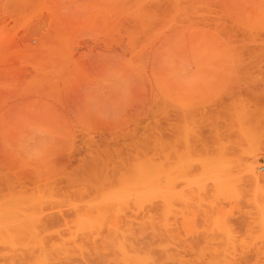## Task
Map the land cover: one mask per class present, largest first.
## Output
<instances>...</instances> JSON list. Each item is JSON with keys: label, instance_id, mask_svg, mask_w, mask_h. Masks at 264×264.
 <instances>
[{"label": "rangeland", "instance_id": "obj_1", "mask_svg": "<svg viewBox=\"0 0 264 264\" xmlns=\"http://www.w3.org/2000/svg\"><path fill=\"white\" fill-rule=\"evenodd\" d=\"M261 166L264 0H0V264H264Z\"/></svg>", "mask_w": 264, "mask_h": 264}, {"label": "bare ground", "instance_id": "obj_2", "mask_svg": "<svg viewBox=\"0 0 264 264\" xmlns=\"http://www.w3.org/2000/svg\"><path fill=\"white\" fill-rule=\"evenodd\" d=\"M235 22H236V21H235ZM242 26H243V25H242ZM184 30H186V29H184ZM187 30H188V29H187ZM178 32H179V31H178ZM200 32H201V31H200ZM257 33H258V32H257ZM153 62H154V61H153ZM153 71H154V69H153ZM71 72H72V71H71ZM71 77H72V76H71ZM152 77H153V76H152ZM151 79H152V78H151ZM153 80H154V78H153ZM155 81H156V80H155ZM153 82H154V81H153ZM155 83H156V82H155ZM66 84H67V83H66ZM69 84H70V83H69ZM68 88H69V87H68ZM164 96H165V95H164ZM66 97L69 98L68 95H67ZM164 100H165V99H164ZM169 102H170V101H169ZM208 102H209V101H208ZM203 103H204V102H203ZM205 104H207V103H205ZM200 105H201V104H200ZM166 106H167V105H166ZM186 107H187V106H186ZM187 108H188V111L190 112L189 109L196 108V106H195V107H191V106H190V107H187ZM168 109H169V108H168ZM183 109H184V107H183ZM178 110H179V109H178ZM184 111H185V110H184ZM194 111H195V110H194ZM181 112H183V111L181 110ZM184 113H185V112H184ZM184 113H183V114H184ZM187 113H188V112H187ZM191 113H192V111H191ZM77 116H78V115H77ZM262 171L264 172V167H262V166H261V167H257V168L253 167V168L250 169V174H251L252 176L255 177V178H254V181H255L256 183H258V184H260L259 182L263 179V175H264V174H263V175L261 174ZM259 172H261V173L259 174ZM261 178H262V179H261ZM260 179H261V180H260ZM263 180H264V179H263ZM228 182H229V183L231 182L232 184H233V183L236 184L235 182H232V181H228ZM251 182H253V180H252ZM255 182H254V183H255ZM261 183H263V182H261ZM212 184H213V182H212ZM252 184H253V183H252ZM218 185H220V184L218 183ZM218 185L216 184V186H214V184H213V185H211V186H214V188H216ZM253 185H254V184H253ZM255 185H256V184H255ZM255 185H254V186H255ZM142 186H143V184H142ZM142 186H141V188H143ZM235 186H237V184H236ZM200 187L203 189V186H200ZM200 187H199V188H200ZM219 187H221V185H220ZM223 187H225V185H224ZM201 188H200V189H201ZM212 188H213V187H212ZM217 189H218V188H217ZM219 189H220V188H219ZM241 189H242V188H241ZM222 190H223V189H222ZM224 190H225V189H224ZM260 190H261V185H260ZM202 191L204 192V190H202ZM216 191H217V190H216ZM218 191H219V190H218ZM236 191H237V190H236ZM238 191H239V190H238ZM222 192H223V193H222V196H221V197H223V195L225 194L224 191H222ZM236 193H238V192H236ZM215 194H216V196H217V192H216ZM219 194H220V193H219ZM227 194L230 195L231 193H228V192H227V193L225 194L226 198H227ZM238 194L242 195L241 192L238 193ZM240 195H239V196L237 195V197H238V198H241ZM219 196H220V195H219ZM225 196H224V197H225ZM233 196H234V195H232V197H233ZM228 197H229V196H228ZM237 197H236V198H237ZM128 198H129V197H128ZM128 198H121V200H120L121 202H120L119 204L124 203L125 201H126V202H127V201H130V199H131V201H132V200H133L134 202H135V201H136V202L139 201L140 203L142 202V201H141L142 199H146V200H143V202H145V201H147V200H150V199L152 200L151 197L149 198V197L145 196V194H143V193H142V194L134 195L133 198H130V199H128ZM147 198H148V199H147ZM158 198H159V199H158ZM226 198H225V199H226ZM236 198H235V199H236ZM139 199H140V200H139ZM153 199H155V201L160 200V201H158V202H160V204L163 203L164 205L166 204V201H167V199H166V197H165L164 194H161V195H159V196H155V197H153ZM156 199H157V200H156ZM137 200H138V201H137ZM151 200H150V201H151ZM152 201H153V200H152ZM236 201H237V200H236ZM164 202H165V203H164ZM163 204H162V206H164ZM165 207H166V206H165ZM6 211H9V212H7L8 214H11V213H12V211H11V213H10V210H5V213H6ZM165 213H167V212H165ZM165 213H164V214H165ZM26 216H27V215H26ZM164 216H165V215H164ZM166 216H167V215H166ZM166 216H165V217H166ZM12 217H13V216L11 215V218H9V219L13 220ZM28 217L32 218L31 216H28ZM165 217H164V219H166ZM15 219H16V218H15ZM32 219H33V218H32ZM159 219H160V218H159ZM164 219H163V217H162V219H160V221H161V220H164ZM4 220H5L6 222H5ZM7 220H8L7 218H3V221H4V223H6V224H7ZM17 220L20 221L19 219H16V222H17ZM160 221H159V225L162 224ZM8 222H9V220H8ZM22 222H23V220L20 222V224H21ZM164 222H165V221H164ZM164 222H163V223H164ZM27 223H28V222H27ZM31 223H32V220H31ZM17 224H19V222L15 223V227L17 226V228H18V225H17ZM20 224H19V225H20ZM25 224H26V223H25ZM29 224H30V223H29ZM29 224H28V226H27V225H24V224L22 223V224H21V225H22L21 228H19L18 230H21V229H23V228H24V230H25V229H26L25 227H27V229H28V227L30 228L31 225H29ZM10 226H11V225H10ZM10 226H9V224H8V227H10ZM12 227H13V226H12ZM19 227H20V226H19ZM162 227H163V226H162ZM13 228H14V227H13ZM32 228H33V226H32ZM164 228H165V227H164ZM27 229H26V230H27ZM30 229H31V228H30ZM24 230H23V231H24ZM165 230H166V229H165ZM23 231H22V232H23ZM123 247H124V246H123ZM123 247H122V246H121V248L119 247L121 251H122ZM41 248H42V247H41ZM124 249L127 250L126 247H124ZM120 250H119V251H120ZM128 250L131 251L129 248H128ZM127 252H128V251H127ZM128 253H129V252H128ZM129 254H130V253H129ZM131 254H133V253H131ZM121 255L125 256L126 254H124V251H122V252H121ZM134 255L136 256V254H134ZM123 256H122V257H123ZM135 256H134V257H135ZM137 256H138V255H137ZM140 258H141V257H140ZM43 259H44V258H43ZM141 259L143 260V257H142ZM40 260H41V259H40ZM40 260H39V261H40ZM44 260H45V259H44ZM41 261H43V260H41ZM41 261H40L41 264H48V263H47L48 261H47V262H41ZM143 261H145V258H144ZM142 263H143L142 261L137 260L136 257L133 258V256H131V255H130V256H129V255H126L125 257H123V264H142ZM50 264H51V263H50ZM145 264H146V263H145Z\"/></svg>", "mask_w": 264, "mask_h": 264}]
</instances>
